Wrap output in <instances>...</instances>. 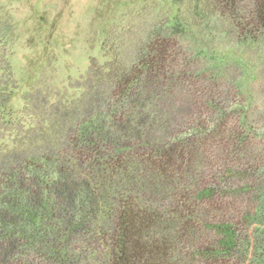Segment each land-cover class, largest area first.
I'll return each mask as SVG.
<instances>
[{"label": "trees", "instance_id": "16d2710c", "mask_svg": "<svg viewBox=\"0 0 264 264\" xmlns=\"http://www.w3.org/2000/svg\"><path fill=\"white\" fill-rule=\"evenodd\" d=\"M158 1L70 100L13 109L0 42V264H264V85L217 44L263 46L264 0Z\"/></svg>", "mask_w": 264, "mask_h": 264}, {"label": "rangeland", "instance_id": "374dc122", "mask_svg": "<svg viewBox=\"0 0 264 264\" xmlns=\"http://www.w3.org/2000/svg\"><path fill=\"white\" fill-rule=\"evenodd\" d=\"M165 11L158 0H0V42L13 72V109L28 100L41 105L48 95L68 100L80 95L92 62L103 64L108 58L103 48L106 32L118 24L141 30ZM228 36L231 41L217 44L234 47L237 59L259 71L252 87H263L264 45L243 46L235 42V34ZM228 64L223 72L227 81L246 72L237 62Z\"/></svg>", "mask_w": 264, "mask_h": 264}]
</instances>
